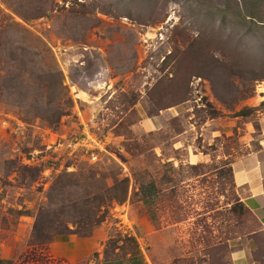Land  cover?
Wrapping results in <instances>:
<instances>
[{"label": "rangeland", "instance_id": "obj_1", "mask_svg": "<svg viewBox=\"0 0 264 264\" xmlns=\"http://www.w3.org/2000/svg\"><path fill=\"white\" fill-rule=\"evenodd\" d=\"M263 135L264 0H0V264H264Z\"/></svg>", "mask_w": 264, "mask_h": 264}, {"label": "crops", "instance_id": "obj_2", "mask_svg": "<svg viewBox=\"0 0 264 264\" xmlns=\"http://www.w3.org/2000/svg\"><path fill=\"white\" fill-rule=\"evenodd\" d=\"M229 167L240 202L264 229V135L256 150L233 159ZM95 238L94 234L88 239L70 233L59 234L47 246L48 259L59 264H120L119 261L100 263L101 257L97 260L88 257V250L93 252ZM248 257L245 250H237L233 253V264H254ZM4 258L0 257V260ZM135 262L136 259H131L129 264Z\"/></svg>", "mask_w": 264, "mask_h": 264}]
</instances>
